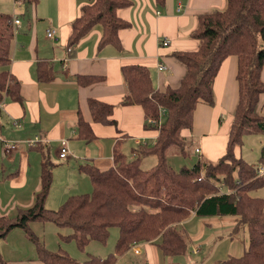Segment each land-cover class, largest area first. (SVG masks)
Masks as SVG:
<instances>
[{
	"label": "trees",
	"instance_id": "16d2710c",
	"mask_svg": "<svg viewBox=\"0 0 264 264\" xmlns=\"http://www.w3.org/2000/svg\"><path fill=\"white\" fill-rule=\"evenodd\" d=\"M19 1L34 5L37 0ZM154 1L159 6L165 2ZM130 4V0H92L81 5L79 15L71 22L67 45L73 46L99 26L98 47L112 45L120 49L118 31L130 23L119 17L117 10ZM12 17L0 12V103L4 97L21 99L18 82L8 68L14 36ZM190 35L198 41L197 48L174 53L186 69L176 88L159 92L152 87L147 67H121L125 84L122 104H140L145 120L158 118L160 108L166 111L163 122L155 126V141L132 148L135 156L127 158L121 150L123 138H118L113 146L112 166L105 170L89 162L78 166L89 177L92 191L69 195L54 210L44 205L51 187L52 168L43 156L33 203L18 209L12 217L0 214V239L17 227L36 245L43 264H115L133 245L145 242L154 243L163 257L185 255L190 240L181 222L192 215L238 216V224L247 230L246 249L239 257L229 256L211 264H264V198L250 194L252 189L264 186V174L257 175L252 165L234 154L242 135L264 134V114L259 110L264 95V0H226L224 9L199 14ZM227 56L236 59L238 100L226 150L215 161L198 156L192 166L173 169L168 160L169 150L177 148L180 154L187 153V143L180 132L192 127L193 112L199 102L213 105V80ZM36 73L39 79L53 78L45 60L37 62ZM88 105L93 121L115 123L108 118L112 105L93 98L88 99ZM145 126L151 127L146 121ZM76 127V137L84 142L95 137L80 115ZM148 155L154 156L155 162L144 167L142 159ZM32 222H52L71 229L69 235L60 237L74 239L81 248L92 240L105 242L109 228L117 227L114 253L106 258L90 256L77 261L66 252L49 251L32 232ZM236 230L235 226L233 231Z\"/></svg>",
	"mask_w": 264,
	"mask_h": 264
},
{
	"label": "crops",
	"instance_id": "0c3cea01",
	"mask_svg": "<svg viewBox=\"0 0 264 264\" xmlns=\"http://www.w3.org/2000/svg\"><path fill=\"white\" fill-rule=\"evenodd\" d=\"M91 1L37 0L30 5L19 0H0V12L19 19L11 41L8 68L18 82L21 97L20 100L4 97L0 103V191H5L10 200H0V214L12 217L18 209L33 203L39 189L43 156L52 168L51 187L45 201L47 208H52L50 199L52 205L57 203L53 196L57 192L61 194L60 190L66 187L62 181L69 180V191L86 182L82 175L85 173L77 170L80 164L89 162L101 170L113 165V146L118 138H123L121 150L127 158L135 156L131 151L137 145L153 143L158 129L145 126L142 106L121 102L125 94L121 67L128 64L147 67L152 87L159 92L176 88L186 69L174 53L197 48L198 41L190 34L199 14L226 6V0H165L162 6L154 0H130V5L117 10L118 16L130 23L129 27L118 31L120 49L112 45L98 47L99 26L69 47L71 22L79 15L80 6ZM48 29L54 30L53 37L47 36ZM163 38L169 40L166 45L160 43ZM39 60L49 63L52 79L37 77ZM159 65L164 68L160 70ZM261 77L264 81V66ZM212 95L213 105L199 102L193 112L192 127L182 129L180 134L186 143H193L198 156L215 161L226 150L238 100L235 57L227 56L221 62L213 80ZM89 98L112 105L108 118L115 123L93 121ZM259 110L264 114V95ZM78 115L95 135L90 142L76 137ZM62 140H66L69 150L65 159L57 155ZM5 143L15 144V149L6 150ZM126 153H130L129 156ZM234 154L242 156L240 146L234 147ZM150 156H145L142 164ZM54 187L57 189L53 191ZM195 217L192 215L181 222L191 243L185 256L199 255L203 259L200 264H210L243 254L247 244L242 233L237 235L242 229L238 216L198 217L197 222ZM32 224L35 228L36 222ZM235 226L237 230L233 231ZM224 230L228 231V240L219 234ZM22 238L26 236L23 234ZM132 247L120 257L130 254L132 263L153 264V260L159 263V251L154 243ZM0 255L4 264H43L37 249L23 254L17 249L6 257L0 249Z\"/></svg>",
	"mask_w": 264,
	"mask_h": 264
},
{
	"label": "rangeland",
	"instance_id": "374dc122",
	"mask_svg": "<svg viewBox=\"0 0 264 264\" xmlns=\"http://www.w3.org/2000/svg\"><path fill=\"white\" fill-rule=\"evenodd\" d=\"M152 127H155L154 125H151ZM240 148L242 151V157L246 160L250 165L255 164L256 167L264 165V134H255V133H248L242 135V141L240 144ZM186 151L187 153L185 155L180 154L177 148H171L169 150L168 154V160L169 164L173 167V169H180L182 166L190 167L194 164L196 159L198 158V154L194 152V145L192 142H187L186 145ZM130 153H126L127 156H129ZM66 162V161H63ZM154 162V157L150 156V158H147L143 166L147 167L150 166ZM84 163V162H83ZM97 167V166H96ZM98 168V167H97ZM78 170V168H77ZM80 171V170H78ZM82 174V173H81ZM83 177L86 179V182L82 184V187L74 186L75 190H68L67 183L68 181H62L66 187L61 189L62 192L59 194L57 192L53 198L57 199L58 202L53 204L51 203L50 199V205L53 206L52 208L47 209H57L58 206L67 198L69 195L74 194H81V193H87L92 191V185L90 183L89 177H86L85 174H82ZM72 182V181H71ZM75 185V184H74ZM81 188V189H78ZM83 188V189H82ZM57 188L54 187L53 191ZM87 190V191H83ZM68 191L71 192L69 195ZM51 192V191H50ZM250 194L257 197L264 198V186L252 189L250 191ZM66 196V197H65ZM9 197L6 194L5 191L1 189L0 191V200L5 202L8 200ZM10 201V200H8ZM1 208V207H0ZM196 222L198 221V217H195ZM33 227V224H30V228ZM192 227H195V224L192 225ZM16 229V230H15ZM32 232L38 237L39 241L43 244V246L52 252L60 251V253L66 252L70 257L74 258L77 261H83L88 259L90 256H96L101 258H106L110 254L114 253V249L116 246L117 238H118V229L117 227H111L109 228L108 237L105 242H99L96 240L89 241L85 244L83 248L78 246L76 241L74 239H70L69 237H60L61 235H69L71 232V229L64 227L61 228L57 225H55L52 222H36L35 228L31 229ZM243 230V232H242ZM24 232L20 228H12L9 230L7 235L0 239V249L1 251L6 254V256H12L14 252H16L17 249L20 250L21 254L24 252H28V250L36 249V245L27 238H22ZM228 231H222L223 237L226 239V234ZM244 235L245 241L247 244V230L246 227L243 226L242 229L240 228L237 235ZM25 235V234H24ZM158 241V240H157ZM193 241V239H192ZM227 243V242H226ZM191 245V243H190ZM191 249V248H190ZM204 250V249H201ZM211 250H209L210 252ZM204 253V252H201ZM130 254H126L124 257H119L117 259L116 264H136L132 261ZM159 256V263L158 264H200L203 260L200 258L199 255H187V256H173V257H163L160 252H158ZM163 261V262H162ZM142 262V261H141ZM191 262V263H190ZM205 262V261H204ZM203 262V263H204ZM0 264H4L3 256L0 255ZM151 264V263H149ZM153 264H156V262L153 260ZM211 264V263H210Z\"/></svg>",
	"mask_w": 264,
	"mask_h": 264
},
{
	"label": "built area",
	"instance_id": "2783aa9c",
	"mask_svg": "<svg viewBox=\"0 0 264 264\" xmlns=\"http://www.w3.org/2000/svg\"><path fill=\"white\" fill-rule=\"evenodd\" d=\"M12 24H13V33L15 34L16 31H17V27L19 25V19H17L15 16H13L12 17ZM46 34H47L48 37H53L54 30L53 29H48L47 32H46ZM168 42H169L168 39L163 38L160 43H161V45H166ZM158 68L161 70L162 68H164V66L163 65H159ZM165 116H166L165 109L160 108L159 109V116H158V118H155V119L148 118L146 120V123L158 127L162 123V119ZM29 144L32 145L33 144V141L29 142ZM5 149L6 150H13V149H15V144H13V143H5ZM57 155H58V157L60 159H65L66 157L69 156V150H68V146H67L66 140H62L60 142ZM254 168L256 170L257 175L264 174V165L258 166V167L255 166ZM132 249L136 253L138 252V250L135 247H132Z\"/></svg>",
	"mask_w": 264,
	"mask_h": 264
}]
</instances>
